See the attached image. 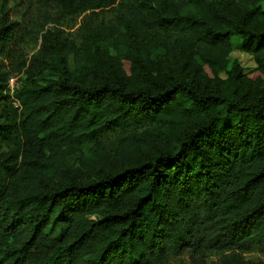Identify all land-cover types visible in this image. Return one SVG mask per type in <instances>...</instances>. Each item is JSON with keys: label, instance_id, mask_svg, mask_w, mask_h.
I'll list each match as a JSON object with an SVG mask.
<instances>
[{"label": "trees", "instance_id": "1", "mask_svg": "<svg viewBox=\"0 0 264 264\" xmlns=\"http://www.w3.org/2000/svg\"><path fill=\"white\" fill-rule=\"evenodd\" d=\"M223 1L38 0L68 16L113 8L115 23L82 47L41 28L29 57L0 0V57L20 51L0 65V264H162L182 250L188 264H264L243 260L264 255V0ZM99 36L125 54L155 36L186 60L124 55L127 68L73 81L70 56L107 65ZM234 44L254 68L224 69ZM12 73L28 84L11 96Z\"/></svg>", "mask_w": 264, "mask_h": 264}, {"label": "rangeland", "instance_id": "2", "mask_svg": "<svg viewBox=\"0 0 264 264\" xmlns=\"http://www.w3.org/2000/svg\"><path fill=\"white\" fill-rule=\"evenodd\" d=\"M7 1L8 8H10L9 17L15 22L19 37L21 35L27 36V40L22 41L21 47L16 49L21 50V48H23L22 51L28 52L29 57L36 54L41 47V28L43 30L58 28L67 35L69 40H73L76 46L82 47L86 39L90 38L92 30H95L98 26L106 28L115 23L116 11L113 8L97 10L96 12L87 11L68 16L59 11L52 2L39 5L38 0ZM222 5L226 8V11H237L236 6L233 3L229 5V1L227 0L223 1ZM262 10L264 11V4H262ZM97 41L99 42L97 46L100 48L99 51H101V56L104 60H107V62H104H106L108 66L105 65L102 68H95V63L91 64L89 61L77 63V60L70 56V70L73 74V81L88 84L92 80L95 81L100 77L110 76L112 68L109 67V64L115 67L123 62L125 63V68H127L128 59L137 62L141 61L144 57H146L148 61L153 62L165 60L167 62V67L171 69H175L176 66L185 59V57H181V53L173 52L172 55H170L166 52L162 46H160V39L155 36H152L149 41H146L144 44L133 46L129 54L123 53L121 48L116 47L114 42L107 43L101 36L98 37ZM123 46H127V44H123ZM18 53L20 54V51L12 53V56H10L11 58L7 59L0 57V65L4 66L2 68L5 71H10L19 64V58L16 55ZM124 55H128L126 56L128 59L124 57ZM235 62H238L246 71L255 67L252 56L241 51L238 44H234L231 48L230 53L226 57L224 69L226 71L230 70ZM94 69L95 71L93 72ZM225 70L221 72V76L223 77L226 76ZM39 82L43 81L39 79ZM26 84H28V80L23 73H12L8 77L5 92L12 96L18 87ZM15 104L16 102H13V105ZM93 219L95 218L93 217ZM219 258L220 254L212 253L209 255L207 261L211 263L217 261ZM243 260L259 262L260 260H264V255L258 250L253 249L243 255ZM189 261L188 251L182 250L179 254H171L162 264H188Z\"/></svg>", "mask_w": 264, "mask_h": 264}, {"label": "built area", "instance_id": "3", "mask_svg": "<svg viewBox=\"0 0 264 264\" xmlns=\"http://www.w3.org/2000/svg\"><path fill=\"white\" fill-rule=\"evenodd\" d=\"M15 105L17 106V103Z\"/></svg>", "mask_w": 264, "mask_h": 264}]
</instances>
